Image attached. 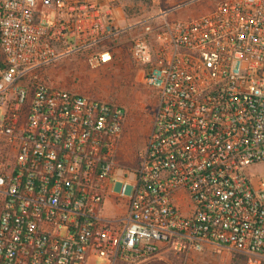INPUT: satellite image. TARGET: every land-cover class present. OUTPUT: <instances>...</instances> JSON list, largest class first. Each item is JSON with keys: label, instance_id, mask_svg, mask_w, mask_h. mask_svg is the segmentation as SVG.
<instances>
[{"label": "built area", "instance_id": "obj_1", "mask_svg": "<svg viewBox=\"0 0 264 264\" xmlns=\"http://www.w3.org/2000/svg\"><path fill=\"white\" fill-rule=\"evenodd\" d=\"M120 9L0 0V264H137L166 249L264 264V0L139 23L130 50L159 105L136 168L116 159L126 107L39 80L76 55L112 63L136 28Z\"/></svg>", "mask_w": 264, "mask_h": 264}, {"label": "rangeland", "instance_id": "obj_2", "mask_svg": "<svg viewBox=\"0 0 264 264\" xmlns=\"http://www.w3.org/2000/svg\"><path fill=\"white\" fill-rule=\"evenodd\" d=\"M221 0H118L124 13V27L136 28L121 35L112 44L114 60L101 68H91L88 55L81 54L60 61L39 75V80L50 86L64 88L95 99L120 104L128 110L123 136L118 146V163L129 168L140 165L147 148L153 121L159 105L158 93L145 81L143 66L131 54V41L139 35V23L159 15L162 11L174 10L173 20H193L213 10ZM5 59L0 49V73L4 70ZM3 109L0 107V117ZM122 205L107 199L104 214L117 216ZM241 258L237 253L206 251L190 255L176 254L171 250L137 264H235ZM89 264H110L107 260L92 257ZM129 264V263H118Z\"/></svg>", "mask_w": 264, "mask_h": 264}, {"label": "crops", "instance_id": "obj_3", "mask_svg": "<svg viewBox=\"0 0 264 264\" xmlns=\"http://www.w3.org/2000/svg\"><path fill=\"white\" fill-rule=\"evenodd\" d=\"M118 15L120 17L119 22H120L121 25H123L126 22V18L124 17V13H123V11L121 9L119 10Z\"/></svg>", "mask_w": 264, "mask_h": 264}, {"label": "trees", "instance_id": "obj_4", "mask_svg": "<svg viewBox=\"0 0 264 264\" xmlns=\"http://www.w3.org/2000/svg\"><path fill=\"white\" fill-rule=\"evenodd\" d=\"M1 67L3 69H5L6 66L1 64ZM239 257L241 258L240 263H239V260H238V263H235V264H246V258L243 255H240V254H239Z\"/></svg>", "mask_w": 264, "mask_h": 264}]
</instances>
